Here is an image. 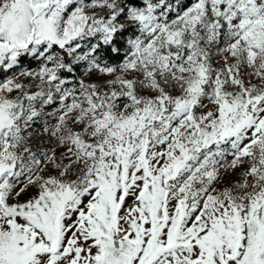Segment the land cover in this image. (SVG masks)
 I'll return each mask as SVG.
<instances>
[{"label":"snow or ice","instance_id":"snow-or-ice-1","mask_svg":"<svg viewBox=\"0 0 264 264\" xmlns=\"http://www.w3.org/2000/svg\"><path fill=\"white\" fill-rule=\"evenodd\" d=\"M0 71V264H264V0H0Z\"/></svg>","mask_w":264,"mask_h":264},{"label":"rangeland","instance_id":"rangeland-1","mask_svg":"<svg viewBox=\"0 0 264 264\" xmlns=\"http://www.w3.org/2000/svg\"><path fill=\"white\" fill-rule=\"evenodd\" d=\"M34 66V64H33ZM15 71V70H13ZM8 74H11V73H4L3 71H0V79H3L5 75H8Z\"/></svg>","mask_w":264,"mask_h":264}]
</instances>
